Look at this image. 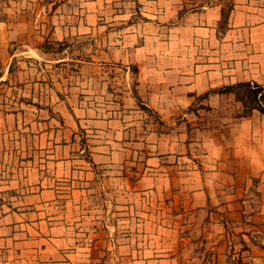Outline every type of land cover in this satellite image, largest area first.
Here are the masks:
<instances>
[{"label": "crops", "instance_id": "obj_1", "mask_svg": "<svg viewBox=\"0 0 264 264\" xmlns=\"http://www.w3.org/2000/svg\"><path fill=\"white\" fill-rule=\"evenodd\" d=\"M51 40L99 43L85 82L30 67ZM245 84L264 0H0V264H264V113L220 92Z\"/></svg>", "mask_w": 264, "mask_h": 264}, {"label": "rangeland", "instance_id": "obj_2", "mask_svg": "<svg viewBox=\"0 0 264 264\" xmlns=\"http://www.w3.org/2000/svg\"><path fill=\"white\" fill-rule=\"evenodd\" d=\"M53 8H54V6H53ZM53 10L54 9H52V11L49 12V14H52ZM140 12L141 11H139V15H140ZM96 49H99V43L96 41H87L85 43L83 41L74 42V43H71V45H69V44H63L62 45V43L54 45V40H51L49 42H46L45 44H42V46L40 47V51H42L45 55L48 56L47 61H43L42 59H39V58L38 59H28L27 61H33L32 65H30V67L32 69L37 70V71H38V69H42V68L45 69L44 64L46 63L48 65L47 69H49L48 74H47L48 78L49 79L51 78V76H50V73H51V75L54 76V83H57V81L60 82L61 78L66 79V77H70L69 81H72L74 83L80 82V84H82L83 82H85V79H82V77H79V75L75 73V70L77 69V67H80L81 64H83L84 62H87L88 60L95 62L96 59H94L93 57H83L81 54H78V53L81 51L84 53L85 52L87 53L89 51V53L94 54L93 52ZM65 50L68 51V54L67 53L64 54L63 51H65ZM56 54H60V55H56ZM67 57L69 60L62 63L63 65H65L62 69L59 68V65H61V64H56L54 62V60H59V59L67 58ZM66 64H68V65H66ZM56 66L58 67L57 70L55 69ZM25 70H27V68H25ZM16 72H17L16 69H14V70L12 69L11 73L14 74ZM109 77H110V79H108ZM18 78H19V74H16V76L13 77L12 87L14 86L15 88L16 87L18 88V86L19 87L21 86ZM108 78L101 79L99 81L97 80V82L94 80L93 83H94V85L98 86V82H100V81L106 82L107 84L109 83L110 87L114 86L117 88L118 84L117 83L114 84L112 77L110 75H108ZM64 83H66V81H64ZM5 84H10V81L8 80L7 82H5ZM88 85H89V87L91 86L92 91H95L94 85H91L89 82H88ZM7 91H8L7 88L4 87L2 89V93H0V96L6 97ZM14 91L17 92V90H15V89H14ZM248 103H249V105H248L249 108L251 106H254L249 100H248ZM82 144L84 145L83 140H82ZM83 155L84 156L86 155V151L83 153ZM1 164H2V162H1ZM256 237H257L256 239H254V240L252 239V242L257 243L260 247L263 248L264 247V228H262L260 230V232L256 235ZM197 256L199 259L202 260V264H213L212 260L210 258L211 255H209V254H202L201 255V253H199ZM244 263L241 260H235V261H232V263H230V264H244Z\"/></svg>", "mask_w": 264, "mask_h": 264}, {"label": "trees", "instance_id": "obj_3", "mask_svg": "<svg viewBox=\"0 0 264 264\" xmlns=\"http://www.w3.org/2000/svg\"><path fill=\"white\" fill-rule=\"evenodd\" d=\"M235 88H246L248 99L254 105L250 107V110H258L261 113H264V87L258 85L253 86L245 84L237 87L227 88L220 92L229 93Z\"/></svg>", "mask_w": 264, "mask_h": 264}, {"label": "built area", "instance_id": "obj_4", "mask_svg": "<svg viewBox=\"0 0 264 264\" xmlns=\"http://www.w3.org/2000/svg\"><path fill=\"white\" fill-rule=\"evenodd\" d=\"M1 162H2V158H1V156H0V169H1Z\"/></svg>", "mask_w": 264, "mask_h": 264}]
</instances>
